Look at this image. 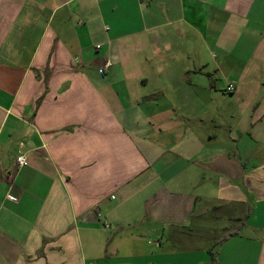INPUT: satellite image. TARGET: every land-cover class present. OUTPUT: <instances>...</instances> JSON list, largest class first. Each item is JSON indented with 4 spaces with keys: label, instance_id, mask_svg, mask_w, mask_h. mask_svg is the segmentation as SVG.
<instances>
[{
    "label": "crops",
    "instance_id": "crops-1",
    "mask_svg": "<svg viewBox=\"0 0 264 264\" xmlns=\"http://www.w3.org/2000/svg\"><path fill=\"white\" fill-rule=\"evenodd\" d=\"M263 205L264 0H0V264H264Z\"/></svg>",
    "mask_w": 264,
    "mask_h": 264
},
{
    "label": "built area",
    "instance_id": "built-area-1",
    "mask_svg": "<svg viewBox=\"0 0 264 264\" xmlns=\"http://www.w3.org/2000/svg\"><path fill=\"white\" fill-rule=\"evenodd\" d=\"M108 66H109V62H107V63L105 64V66L99 70L100 73L104 74V72H105V68L108 67ZM234 90H235V86H234L233 84H229V85L227 86V88H226V91H227V92H232V91H234ZM25 160H26V158H25L24 155H20V156H18V158H17L18 165H19V166H22V165L25 163Z\"/></svg>",
    "mask_w": 264,
    "mask_h": 264
},
{
    "label": "rangeland",
    "instance_id": "rangeland-1",
    "mask_svg": "<svg viewBox=\"0 0 264 264\" xmlns=\"http://www.w3.org/2000/svg\"><path fill=\"white\" fill-rule=\"evenodd\" d=\"M227 96H230V93H226ZM233 104V103H232ZM233 106H235V103L233 104ZM225 110L229 111V109L231 108V105L229 103H226L224 106ZM255 149V147H254ZM264 206V205H263ZM258 215V219L256 218V216ZM249 223L253 222V221H258V222H262L264 223V214H262L261 216L259 214H254L253 216L250 215V217L248 218Z\"/></svg>",
    "mask_w": 264,
    "mask_h": 264
},
{
    "label": "trees",
    "instance_id": "trees-1",
    "mask_svg": "<svg viewBox=\"0 0 264 264\" xmlns=\"http://www.w3.org/2000/svg\"><path fill=\"white\" fill-rule=\"evenodd\" d=\"M211 264H219L214 256H212Z\"/></svg>",
    "mask_w": 264,
    "mask_h": 264
}]
</instances>
